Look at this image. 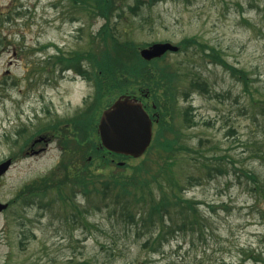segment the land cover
I'll return each mask as SVG.
<instances>
[{
    "label": "rangeland",
    "instance_id": "obj_1",
    "mask_svg": "<svg viewBox=\"0 0 264 264\" xmlns=\"http://www.w3.org/2000/svg\"><path fill=\"white\" fill-rule=\"evenodd\" d=\"M84 1L0 0V11L15 15L0 29L5 38L0 46V164L12 159L0 176V202L9 205L0 214V264H264V193L254 191L239 171H255L264 185V161L256 153L263 150L264 140V0H163L142 6L139 15L126 10L122 19H112L120 40L179 45L196 37L248 75L246 85L230 69L205 63L197 46L169 53L160 62L181 69L177 103L170 106L173 117L167 121L180 130V140L191 152L178 153L174 177L183 185L182 194L199 202L201 226L164 239L157 225L136 241L123 225L112 226L107 212L87 213L84 195L76 196L75 209L61 202L48 206L57 199L56 191L44 200L47 205L24 208L16 201L34 181L53 172L59 179L67 171L72 176L75 165L82 166L72 150L59 144L63 131H70L74 141V125L66 121L94 101V82L73 71L53 73L43 62L59 51L93 50L91 39L107 21L86 11L90 0ZM114 2L124 7L135 0ZM193 80L207 83L209 92L194 91ZM153 101L152 95L145 100L150 108ZM58 121L61 131L45 145L51 133L36 134L38 127ZM193 150H201L208 160H198ZM213 155L228 158L219 161ZM146 156L116 159L108 166L93 156L88 162L90 171L102 178L113 172L131 174ZM147 159L154 168L159 151L152 150ZM219 166L226 167L223 174ZM65 195L75 197L68 187ZM74 215L76 223L68 219Z\"/></svg>",
    "mask_w": 264,
    "mask_h": 264
},
{
    "label": "trees",
    "instance_id": "obj_2",
    "mask_svg": "<svg viewBox=\"0 0 264 264\" xmlns=\"http://www.w3.org/2000/svg\"><path fill=\"white\" fill-rule=\"evenodd\" d=\"M72 1L76 4L82 2L85 4L84 0ZM159 1L163 0H135L133 5L122 7L121 5L117 6L114 0H90V3L85 6L86 11L90 9V14L107 21L91 39L93 50H76L74 53L68 54L59 51L57 55L51 56L43 62L52 66L53 73L63 74L73 71L85 79L93 81L95 99L87 106L86 111L79 112V115L66 121L74 125V141L69 139L70 131L62 130L63 135L60 138L59 145L65 150H72V156L81 160L82 166L77 167L75 165L76 169L73 171L77 172L72 176L69 174L70 171H67L65 178L59 179L53 172L51 176L29 184L28 187L20 191L18 199H16V201L21 202L22 207L29 208L35 204L47 205L44 200L49 193L56 191L57 199L50 201L48 206L52 203L61 202L64 205L69 203L75 209L76 196L81 194L85 196L88 206L90 205L87 213L107 212L110 220L114 221L112 226L121 228L123 225L124 229L131 231L136 241L141 238L143 233L151 234L152 231L156 230L157 225H159L157 233L160 238L164 239L174 235V233L195 230L198 225L201 226L203 218L198 209L199 202L186 198L182 194L183 185L174 177L173 167L177 165L178 153L181 151L191 152L190 148L181 142L180 130H175L174 125L167 121V117H173L170 106L173 107L177 103L179 89L176 81L179 79L177 76L181 69H175L169 63L161 64L160 62L165 57L151 62L143 60L139 49L146 44L140 46L127 39L120 40L116 36L117 27H113L117 24L112 23L113 18L122 19L126 10H129L132 15H139L142 6H153ZM21 12H16V15H21ZM14 16L13 10H9V12L0 11V29ZM1 34L0 30V46H4L5 38ZM180 46L181 50L197 46L203 52L202 58L205 63L219 64L230 69L233 74L238 75V78L240 77L248 85V75L243 69H236L223 58L218 50L201 43L196 37L185 38ZM41 68L43 73L47 66L43 65ZM190 85L194 91L209 92L207 83L200 84L193 80L190 81ZM140 91H149L157 105L156 112H159L161 116L150 151L140 164L132 167L131 174L113 172L111 175L99 178L90 171L91 164L88 162V157L93 156L94 159H99L103 166H108L111 165L113 156L108 151L100 149V139L97 134L98 117L102 110L108 107L118 96L137 94ZM160 91L161 93H159ZM183 94L186 98L190 96V92ZM186 122L192 124L193 120L187 117ZM61 123L58 121L57 124H46L38 127L36 134L59 133ZM22 132H25V129H22ZM167 133L169 134L167 135ZM170 135H175V137L172 138ZM262 145L263 150L258 148L256 153H260L257 158L263 162L264 140ZM154 149L159 151L160 161L155 162L156 166L152 168V162L147 158ZM192 152L197 154L198 160L201 161V158L208 160V155L201 150H193ZM114 157L117 158L116 155ZM212 158L221 161L228 157L213 155ZM60 166L66 170L70 167L65 162H62ZM208 167L212 168V166ZM219 168L220 173L223 174L226 167L219 166ZM239 171L252 182L254 191H258L260 188L264 193V185H260L261 176L258 173L244 169H239ZM67 187L75 197L65 195ZM156 190L160 192L158 197ZM93 200L99 201V205H92ZM68 219L76 223L75 215L68 217ZM23 229L26 230V228ZM149 241L150 238L146 243ZM252 257L257 261L259 259L253 254Z\"/></svg>",
    "mask_w": 264,
    "mask_h": 264
},
{
    "label": "water",
    "instance_id": "obj_3",
    "mask_svg": "<svg viewBox=\"0 0 264 264\" xmlns=\"http://www.w3.org/2000/svg\"><path fill=\"white\" fill-rule=\"evenodd\" d=\"M178 50L179 47L171 43H157L142 49L140 54L145 60L150 61L155 57H162L168 51ZM146 110L138 98L130 95H122L115 100L100 116L98 133L101 147L112 153L133 158L143 156L152 144L154 127L153 118ZM11 163L9 159L0 164V176L9 169ZM8 206L0 202V214Z\"/></svg>",
    "mask_w": 264,
    "mask_h": 264
},
{
    "label": "flooded vegetation",
    "instance_id": "obj_4",
    "mask_svg": "<svg viewBox=\"0 0 264 264\" xmlns=\"http://www.w3.org/2000/svg\"><path fill=\"white\" fill-rule=\"evenodd\" d=\"M140 97L141 98L140 100L143 102L144 106L146 107V109H148L149 111V105L145 102V100L147 98L150 97L149 93L148 92H145V91H140L139 93ZM154 107V106H153ZM155 108V107H154ZM153 115V114H152ZM67 126L71 125V124H66ZM50 143L49 139H46L45 140V145H48ZM44 150V148L42 149ZM36 153H39V151H33L32 154H36Z\"/></svg>",
    "mask_w": 264,
    "mask_h": 264
}]
</instances>
